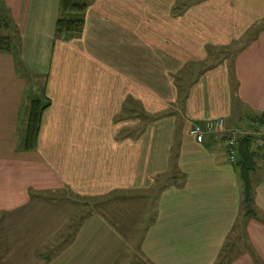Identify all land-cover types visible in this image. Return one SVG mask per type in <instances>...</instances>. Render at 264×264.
<instances>
[{
	"label": "crops",
	"instance_id": "1",
	"mask_svg": "<svg viewBox=\"0 0 264 264\" xmlns=\"http://www.w3.org/2000/svg\"><path fill=\"white\" fill-rule=\"evenodd\" d=\"M60 5L0 0L50 101L25 151L27 81L0 53V264H264V0H92L69 41ZM218 119L254 138L253 217L221 136L189 134Z\"/></svg>",
	"mask_w": 264,
	"mask_h": 264
},
{
	"label": "trees",
	"instance_id": "2",
	"mask_svg": "<svg viewBox=\"0 0 264 264\" xmlns=\"http://www.w3.org/2000/svg\"><path fill=\"white\" fill-rule=\"evenodd\" d=\"M91 1L92 0H61V16L56 22L57 37L69 41L82 35L84 30L85 14L91 5ZM3 23L4 24L0 23V27L2 25L5 30L9 31L10 23L8 22L7 17L3 19ZM12 40V36L0 37V53L4 52L15 55L17 65L21 66L22 63L19 59L17 45L15 47L17 42L14 43ZM27 97L30 102L28 104V108L26 109L23 148L25 151L29 152L35 150L37 147L42 118L44 113L50 107V101L45 96V86H43L42 90L39 92L38 97H35V95H28ZM249 121L253 127L264 126V115L250 116ZM233 133L234 132L227 130V133L221 136L225 144L231 138ZM253 140V137H241L239 141L240 148L238 147V154L236 155L237 161L235 159L240 172V178L242 179L244 186L243 205L245 208V216L247 217L254 216L251 210L252 185L250 181V174L254 170L253 159L255 158V153L252 150ZM262 144L264 146V138L262 140Z\"/></svg>",
	"mask_w": 264,
	"mask_h": 264
},
{
	"label": "built area",
	"instance_id": "3",
	"mask_svg": "<svg viewBox=\"0 0 264 264\" xmlns=\"http://www.w3.org/2000/svg\"><path fill=\"white\" fill-rule=\"evenodd\" d=\"M257 128L264 135V126H257ZM226 133V125L223 119L197 123L193 125L189 132L190 136L193 137L198 144H203L209 136H222ZM225 145L227 148L226 150H228L227 154L230 162H234L236 158V150L239 145V138L233 133Z\"/></svg>",
	"mask_w": 264,
	"mask_h": 264
},
{
	"label": "rangeland",
	"instance_id": "4",
	"mask_svg": "<svg viewBox=\"0 0 264 264\" xmlns=\"http://www.w3.org/2000/svg\"><path fill=\"white\" fill-rule=\"evenodd\" d=\"M5 22V21H4ZM1 24H4L3 21L0 22ZM2 26V25H1ZM1 30V29H0ZM2 32V31H1ZM1 32H0V35H1ZM13 40L12 42L16 43V37L14 38V36H12ZM17 43L15 44V47H16ZM14 58H15V55H13ZM20 58V57H19ZM22 65L19 66V73L21 74L22 77H24L26 79V83H27V89L29 91V93H27V96H33L35 95V97L39 96V92L42 90L43 88V78L40 76L41 73L38 72V71H34L35 73H37L36 75H33L32 72L30 71H33L31 69H27L26 65L24 66L23 62H21ZM40 74V75H39ZM30 101H27V105L25 106V108L27 109L28 108V104H29ZM26 111V110H25ZM243 132V131H242ZM244 133H250L249 131H245ZM261 133V132H260ZM261 136H262V133H261ZM264 136V135H263ZM260 142V140H259ZM260 146H263V144L261 143ZM131 212H133V210L131 209H124V208H120L119 211H118V215L119 217L124 220L125 218L129 220V222H127V233L128 234H134V231H132V229L129 228L130 225L133 224V221H130V218L132 219L131 215H133ZM128 213V214H127ZM141 231V230H138V232ZM130 232V233H129Z\"/></svg>",
	"mask_w": 264,
	"mask_h": 264
}]
</instances>
